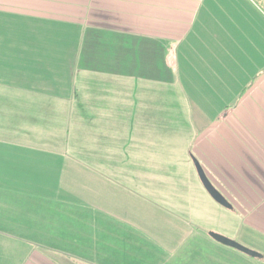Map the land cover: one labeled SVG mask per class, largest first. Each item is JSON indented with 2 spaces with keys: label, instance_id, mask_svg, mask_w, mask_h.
<instances>
[{
  "label": "crops",
  "instance_id": "1",
  "mask_svg": "<svg viewBox=\"0 0 264 264\" xmlns=\"http://www.w3.org/2000/svg\"><path fill=\"white\" fill-rule=\"evenodd\" d=\"M194 159L264 239L261 6L0 0V264H220Z\"/></svg>",
  "mask_w": 264,
  "mask_h": 264
},
{
  "label": "rangeland",
  "instance_id": "2",
  "mask_svg": "<svg viewBox=\"0 0 264 264\" xmlns=\"http://www.w3.org/2000/svg\"><path fill=\"white\" fill-rule=\"evenodd\" d=\"M259 7L264 10V1L253 0ZM185 184V183H184ZM204 190V189H203ZM206 190L204 193L206 194ZM208 194V192H207ZM210 196V194H208ZM205 196L206 200L213 202L214 206L209 204L208 208H205V216L199 217L200 220L205 219L208 223H205V227L202 231L205 233H219L236 240L247 248L258 252L261 257L250 256L239 249L227 246L223 243L219 244V248L222 253H225L226 260H223L220 264H264V239L253 230L239 229L237 223V212H233L236 209H231L216 203V201L209 196ZM213 200V201H212ZM204 205V204H203ZM224 251V252H223ZM228 259L230 261H228Z\"/></svg>",
  "mask_w": 264,
  "mask_h": 264
},
{
  "label": "water",
  "instance_id": "3",
  "mask_svg": "<svg viewBox=\"0 0 264 264\" xmlns=\"http://www.w3.org/2000/svg\"><path fill=\"white\" fill-rule=\"evenodd\" d=\"M194 163L198 172V175L201 179L202 184L204 185L205 189L207 190V192L220 204L224 205V206H230L229 202L225 199V197L219 192V190H217L213 184L211 183V181L209 180V178L207 177V175L205 174L202 166L200 165V163L194 159ZM210 235L215 238L216 240L227 244L229 246L235 247L249 255L252 256H260V254L254 250H251L249 248H247L246 246L242 245L241 243L237 242L234 239H231L227 236H224L222 234L219 233H210Z\"/></svg>",
  "mask_w": 264,
  "mask_h": 264
},
{
  "label": "trees",
  "instance_id": "4",
  "mask_svg": "<svg viewBox=\"0 0 264 264\" xmlns=\"http://www.w3.org/2000/svg\"><path fill=\"white\" fill-rule=\"evenodd\" d=\"M264 1V0H263Z\"/></svg>",
  "mask_w": 264,
  "mask_h": 264
}]
</instances>
